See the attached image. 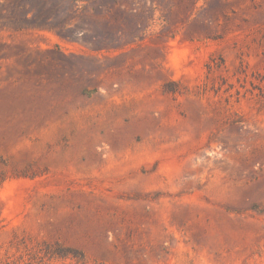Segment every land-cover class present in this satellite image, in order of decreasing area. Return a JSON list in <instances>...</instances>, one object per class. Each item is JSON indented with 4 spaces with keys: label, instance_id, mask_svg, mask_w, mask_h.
Returning <instances> with one entry per match:
<instances>
[{
    "label": "rangeland",
    "instance_id": "374dc122",
    "mask_svg": "<svg viewBox=\"0 0 264 264\" xmlns=\"http://www.w3.org/2000/svg\"><path fill=\"white\" fill-rule=\"evenodd\" d=\"M0 264H264V0H0Z\"/></svg>",
    "mask_w": 264,
    "mask_h": 264
}]
</instances>
